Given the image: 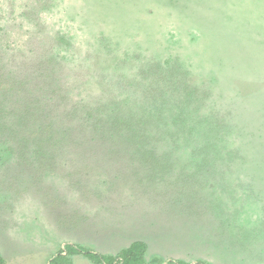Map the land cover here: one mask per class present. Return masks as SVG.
<instances>
[{
    "label": "rangeland",
    "instance_id": "374dc122",
    "mask_svg": "<svg viewBox=\"0 0 264 264\" xmlns=\"http://www.w3.org/2000/svg\"><path fill=\"white\" fill-rule=\"evenodd\" d=\"M8 80L0 100L30 114L0 127L4 264L116 254L138 234L121 204L142 200L174 220L147 230L145 258L199 260L192 242L221 241L239 196L264 210V0H0ZM151 148L168 150L152 168L123 152ZM149 172L164 189L140 190Z\"/></svg>",
    "mask_w": 264,
    "mask_h": 264
},
{
    "label": "crops",
    "instance_id": "0c3cea01",
    "mask_svg": "<svg viewBox=\"0 0 264 264\" xmlns=\"http://www.w3.org/2000/svg\"><path fill=\"white\" fill-rule=\"evenodd\" d=\"M166 151L168 150L141 149V150H129L123 152L130 153V155L128 156L143 158L136 160L135 162L138 163L143 168H152L164 162L160 158L166 156L163 154ZM225 167L238 169V167H234V166H225ZM246 168L247 166L243 167V169ZM240 172L244 173V171L239 170L238 173ZM150 174H153V176H150ZM143 175L139 176L140 177L139 181L135 183L136 185H141L140 187L141 191L143 190V187L147 189L149 186L155 185L161 189H164L165 186L167 185L166 183H162V181L166 179V174L149 172L146 175L144 176ZM252 176L253 175H249L248 178ZM238 177L239 176L236 175V178ZM127 191L130 192V190ZM93 193L89 197L91 201L92 199L93 201H95ZM241 199L244 200L242 203L238 202V214L236 216L234 214L233 217H231V220L232 219L236 220L235 222L237 224L233 225L231 228L224 227L223 229L224 231L222 230L223 232H222L221 241L215 242L213 244L211 243L210 245L204 243L192 242L194 246L191 249L196 251L194 253L200 257L199 260H203L211 264H229V263L230 264H264V210L259 208V205L257 204L258 200L255 199L251 200L246 197L240 198L239 196L238 200ZM91 201L87 203H90ZM235 201L232 203V207L231 204L229 203L227 204L228 207L225 209L229 210L237 206V202ZM124 206L127 207L126 210L124 209ZM121 208H122V215L119 217L117 216L116 219L118 222H120V219H126L125 221L124 220L122 221V222H128L126 228L129 230L134 229L138 231V234L131 237V239L133 240L132 242L141 241L146 245L145 257L147 250L154 249V247L148 249V244L146 243V241H144V239L150 240V236L148 235L149 231L147 230L155 229L156 222L154 221L169 220L170 224L167 229H170L171 225L174 223L173 218H166L165 216H160L159 211L154 212L155 207L153 204L143 205V200L142 203L138 201L136 207H132V206L130 207L129 203H122ZM152 212H154L153 216H151ZM108 217L110 216L108 215ZM147 221H150L151 224H148ZM229 222L225 224L228 225ZM202 225L205 226L206 228L214 227L212 225V219H208V218L203 219ZM188 227L189 226H187V229ZM216 233H217L216 236L220 235L219 232ZM152 234H156V233L152 232ZM153 237L151 238L152 242H154ZM131 243H129L126 247H128ZM176 254L179 256L178 253ZM192 254L193 253L191 252L190 247L187 246V260H182V261L189 263H194L198 261V260H191L190 256Z\"/></svg>",
    "mask_w": 264,
    "mask_h": 264
},
{
    "label": "trees",
    "instance_id": "16d2710c",
    "mask_svg": "<svg viewBox=\"0 0 264 264\" xmlns=\"http://www.w3.org/2000/svg\"><path fill=\"white\" fill-rule=\"evenodd\" d=\"M12 80V79H11ZM11 81L8 80L7 82H0V86L5 87V90L12 89L13 85L10 84ZM4 100H0V127L3 130H9V129H23L29 122V110L25 108H18L16 110L15 108H6L5 104L3 103ZM16 127H12V126ZM127 125V130L132 132L133 129L129 126V123H125V126ZM96 130H101L102 128L98 125H95ZM100 128V129H99ZM41 128H37V130H34L36 133ZM14 131V130H11ZM103 131V130H102ZM141 150V149H136ZM149 150H154V148H151ZM68 245H65V250H60V252L55 256L51 261L50 264H70L68 261L67 256V248ZM65 251V254L63 252ZM145 252H146V245L141 241H134L132 242L128 247L121 249L117 254H101L98 252H94L91 250L86 249L85 247L79 246V245H72L71 246V254H82L86 258H88L93 263L97 264H211L209 262L198 260L194 263L185 262L182 260H174L169 259L166 262H163L162 260H159L157 258L152 259H145ZM0 264H4L3 258L0 257Z\"/></svg>",
    "mask_w": 264,
    "mask_h": 264
}]
</instances>
